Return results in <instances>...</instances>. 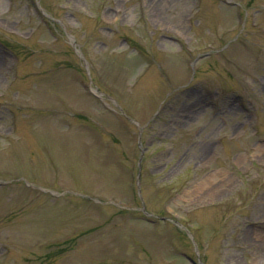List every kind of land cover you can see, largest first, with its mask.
I'll return each instance as SVG.
<instances>
[{"label":"rangeland","instance_id":"obj_1","mask_svg":"<svg viewBox=\"0 0 264 264\" xmlns=\"http://www.w3.org/2000/svg\"><path fill=\"white\" fill-rule=\"evenodd\" d=\"M7 38L0 264H264V0H0Z\"/></svg>","mask_w":264,"mask_h":264}]
</instances>
